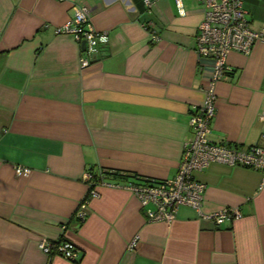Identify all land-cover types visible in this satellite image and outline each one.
I'll list each match as a JSON object with an SVG mask.
<instances>
[{
    "label": "crops",
    "instance_id": "1",
    "mask_svg": "<svg viewBox=\"0 0 264 264\" xmlns=\"http://www.w3.org/2000/svg\"><path fill=\"white\" fill-rule=\"evenodd\" d=\"M150 3L0 0V264H264L260 171L214 162L194 174L205 184L204 214L240 211L219 226L188 205L172 222H150L153 205L142 206L130 189L133 176L174 177L208 74L194 51L201 1ZM77 5L107 34L85 69L80 46L54 32ZM244 8L253 29L264 27V0H244ZM148 20L158 41L143 27ZM227 64L209 138L264 147V42L247 55L230 52ZM17 166L29 174L16 175ZM40 238L68 239L76 261L43 253Z\"/></svg>",
    "mask_w": 264,
    "mask_h": 264
},
{
    "label": "built area",
    "instance_id": "2",
    "mask_svg": "<svg viewBox=\"0 0 264 264\" xmlns=\"http://www.w3.org/2000/svg\"><path fill=\"white\" fill-rule=\"evenodd\" d=\"M177 3L179 0H176ZM204 7V18L198 25L195 37L194 51L201 61L204 74V100L189 118L193 139L183 145L177 171L173 178L159 181L131 184L130 189L139 203L144 206L152 204L153 209L146 211L150 222H172L176 211L181 205L194 208L200 216L211 220L216 225L225 221H232L241 216L239 209L226 208L218 213L206 215L201 211L202 194L205 184L195 179L194 174L202 171L210 163H223L229 166L244 167L260 171L264 174V147L257 144L246 147L236 144H220L209 138L210 123L215 113L216 83L226 78L231 72L227 64L230 52L247 55L257 42H264V27L253 29L246 17L244 0H200ZM147 8L151 7L150 0H144ZM179 5V3H178ZM152 41H158L159 36L152 20L143 23ZM57 34L70 35L81 49L85 42L84 57L79 60L81 69H85L94 60L99 45L107 42V34L97 31L90 22V9L84 5L74 7V13L66 22L54 30ZM207 69V70H206ZM30 170L17 166L16 175H28ZM84 179L89 182L91 175L85 174ZM89 196L97 193L89 188ZM86 199H83L74 214L75 220L82 222L86 217ZM38 248L47 255H55L68 261H76L77 248L68 239L51 241L40 238Z\"/></svg>",
    "mask_w": 264,
    "mask_h": 264
},
{
    "label": "trees",
    "instance_id": "3",
    "mask_svg": "<svg viewBox=\"0 0 264 264\" xmlns=\"http://www.w3.org/2000/svg\"><path fill=\"white\" fill-rule=\"evenodd\" d=\"M227 75L230 74V72L226 73ZM107 175L111 176V177H123V176H120L118 175L119 173L118 172H112V171H106ZM105 174V170L103 171V169L100 170V174H99V178L98 180H101L103 178V175ZM125 176V175H124ZM92 177H95L94 175ZM134 178V182L135 183H142L140 181H145L146 183L148 182H152V181H148L147 179H144L142 177H138V176H133ZM93 184L94 183H91L90 185V188H93Z\"/></svg>",
    "mask_w": 264,
    "mask_h": 264
},
{
    "label": "water",
    "instance_id": "4",
    "mask_svg": "<svg viewBox=\"0 0 264 264\" xmlns=\"http://www.w3.org/2000/svg\"><path fill=\"white\" fill-rule=\"evenodd\" d=\"M84 48H85V42H82L81 43V49L84 50Z\"/></svg>",
    "mask_w": 264,
    "mask_h": 264
}]
</instances>
